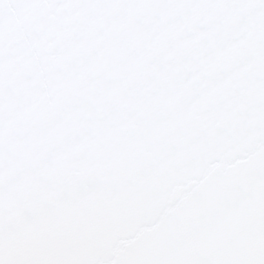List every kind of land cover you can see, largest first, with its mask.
<instances>
[{
	"label": "snow or ice",
	"instance_id": "1",
	"mask_svg": "<svg viewBox=\"0 0 264 264\" xmlns=\"http://www.w3.org/2000/svg\"><path fill=\"white\" fill-rule=\"evenodd\" d=\"M0 264H264V0H0Z\"/></svg>",
	"mask_w": 264,
	"mask_h": 264
}]
</instances>
